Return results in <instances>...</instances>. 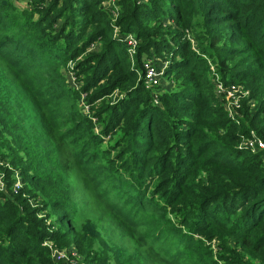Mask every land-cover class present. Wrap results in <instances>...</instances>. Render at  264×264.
<instances>
[{
	"label": "trees",
	"instance_id": "16d2710c",
	"mask_svg": "<svg viewBox=\"0 0 264 264\" xmlns=\"http://www.w3.org/2000/svg\"><path fill=\"white\" fill-rule=\"evenodd\" d=\"M107 3L0 0V264H54L44 243L66 246L69 236L85 264H103L79 232L89 220L143 264H264V157L241 146L252 133L264 144V0ZM148 59L164 66L157 86L146 84ZM69 61L78 91L59 74ZM206 63L249 90L254 105L241 104L238 123ZM17 90L49 136L55 163L45 171L41 152L17 139ZM115 90L122 98L94 115L97 134L77 100ZM108 136L116 159L102 147ZM13 171L24 183L17 194Z\"/></svg>",
	"mask_w": 264,
	"mask_h": 264
},
{
	"label": "rangeland",
	"instance_id": "374dc122",
	"mask_svg": "<svg viewBox=\"0 0 264 264\" xmlns=\"http://www.w3.org/2000/svg\"><path fill=\"white\" fill-rule=\"evenodd\" d=\"M19 5H23V4H19ZM117 33L118 32L115 31L114 35H117ZM130 41L131 40H129L128 42ZM99 47H100V43L96 42L93 45H91L87 53L98 51ZM193 48L195 51H197L196 49L197 47L195 48V44H193ZM83 57L84 55L79 56L75 60V62L82 59ZM75 62L69 61L64 65L61 64L58 67V70L61 78L65 80L66 86L72 88L75 91H78L82 86V84L81 82L77 81L76 77L74 76L73 71H74ZM206 64L208 67L207 79H209V81L212 83L215 94L222 101V104L226 103V97L228 95H231L233 101L238 102L239 107L236 109L237 115L241 109V104L243 102H246L250 106L254 105V102L250 101L249 99V90L245 89L242 85L237 84L236 82H233L231 80L224 81L222 76L219 74V72H217V70L215 71L214 67L212 66L214 65L212 64V62L210 63L212 65H209L208 63ZM218 85L222 86L223 92L220 93L218 89ZM228 90H230V92H228ZM16 92H18V94H15L13 101L15 105L18 107L19 118L23 122L22 124H20V126L24 125V127H22L21 132L19 133L22 136L17 135V139L20 141L21 145H23L24 147H28L30 151H33L36 148L35 151L41 152V159L43 161V170L45 171L47 170L46 169L47 164L53 165L55 163L53 159H48L47 157H45V154L49 150L48 148L50 147L48 146V144H51L49 140V136L42 122V118L40 114L33 107V101L25 93H22L21 90H17ZM84 96L85 94H81V98L77 100V105L79 106L78 108L80 109L79 111H81V114L83 116L91 120L93 131L97 134H100L99 132L101 131L100 123L99 121H97V118H95L94 115L96 113L100 114L105 106L115 104L119 99L122 98L123 93H121L118 90H115L111 96H108L103 100L90 103V105L89 103L86 102V100H84ZM115 135H117L116 137H119L120 134L117 131ZM115 138L112 139L111 137L109 138V136L105 137L104 138L105 141L102 144L103 148L110 151L109 152L110 156L113 157V159H116V154L119 152V149H116L115 147ZM1 174L2 173H0V175ZM23 186L24 183L22 180V188ZM29 202L32 207H36L34 201H29ZM20 209L23 210L22 206H20ZM37 217L43 218L45 217V214L40 213L37 215ZM48 223L49 221L47 222V224ZM78 227H79L80 235L82 236L84 242L86 243L87 248L90 251H93L95 256L101 257L103 260V264H143L144 263V259H141L135 255L133 256L128 255V253L125 252L124 250L121 251L116 250L112 241L103 232L102 227L95 224L91 220L80 221L78 223ZM195 237L197 239L202 240V236L199 237L196 235ZM68 239L70 243H68L66 246L58 245L56 243H49V242L44 243L47 246H49V248L51 249V258L53 260V263L54 264H85L84 262L85 258L83 259L84 256L80 253V251L74 244L72 240V236H69ZM215 245L216 243L213 244L206 243L203 245V248L208 250L207 249L208 246L209 250L212 251L215 248ZM212 254L214 255L215 252H213Z\"/></svg>",
	"mask_w": 264,
	"mask_h": 264
},
{
	"label": "built area",
	"instance_id": "2783aa9c",
	"mask_svg": "<svg viewBox=\"0 0 264 264\" xmlns=\"http://www.w3.org/2000/svg\"><path fill=\"white\" fill-rule=\"evenodd\" d=\"M115 0H107V4L108 6H112ZM115 16V15H114ZM125 40L128 42L129 40H131L130 42H128V45L131 47L130 49V56L133 53V48L136 44V42L133 40L132 37H127L125 38ZM144 69H145V74L144 77L146 79V84L148 86H157L160 84V80L161 77L163 75V69L164 66L160 69L156 68L154 66V62L152 60H147L144 64ZM218 89L221 92H223L222 90V86L218 85ZM228 92H230V90H228ZM225 111L227 112V115L232 119V121H234L235 123H238V115L236 114V109L239 107L238 106V102H234L231 95H228L226 97V103L223 104ZM252 137L250 139L247 140H243L241 142V146L245 147L246 149L250 150L252 153H262L263 157H264V144L255 138L254 133H252ZM3 175H0V191L6 192V183L3 180ZM13 183L11 186V192L12 194H17L21 189H22V181H21V177L19 172L17 171H13ZM57 254V253H54Z\"/></svg>",
	"mask_w": 264,
	"mask_h": 264
}]
</instances>
